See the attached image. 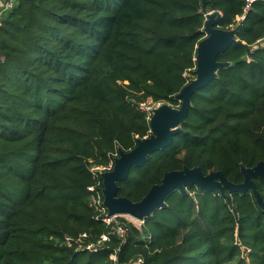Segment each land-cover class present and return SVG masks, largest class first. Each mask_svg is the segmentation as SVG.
Returning <instances> with one entry per match:
<instances>
[{"label":"trees","instance_id":"trees-1","mask_svg":"<svg viewBox=\"0 0 264 264\" xmlns=\"http://www.w3.org/2000/svg\"><path fill=\"white\" fill-rule=\"evenodd\" d=\"M208 12L237 40L191 95L164 148L119 182L141 200L168 171L221 170L234 183L264 161V0H18L0 26V264H264L253 189H173L140 226L92 252L109 227L90 205L91 167L151 135L148 101L181 105ZM245 14L243 20L239 17ZM264 202V180L251 176ZM103 186V180L98 179ZM116 254L117 260L111 255Z\"/></svg>","mask_w":264,"mask_h":264},{"label":"water","instance_id":"water-1","mask_svg":"<svg viewBox=\"0 0 264 264\" xmlns=\"http://www.w3.org/2000/svg\"><path fill=\"white\" fill-rule=\"evenodd\" d=\"M206 15L204 29L207 35L201 39L197 46L195 78L187 83L177 95L181 100L179 107L168 103L156 106L150 117L151 135L138 138L137 144L129 151L119 149V155L115 158L112 170L102 173L104 204L110 214L129 215L140 221L150 216L155 210L164 207L165 198L173 189L196 183L203 190L221 189L224 186L233 190L253 189L257 201L264 206L260 192L252 181V175H258L264 180V161L258 162L253 167H242L245 181L241 184L230 182L223 171H210L205 174L201 167H184L168 171L158 184H154L148 193L139 201H133L127 196H120L119 182L126 180L133 166L145 164L151 154L168 145L176 133L181 130L190 107L191 95L197 89L203 87L218 75V70L226 67L229 63L220 61L219 54L227 51L237 40L234 30L221 28L218 23L222 17L220 11L208 12L203 6Z\"/></svg>","mask_w":264,"mask_h":264},{"label":"built area","instance_id":"built-area-1","mask_svg":"<svg viewBox=\"0 0 264 264\" xmlns=\"http://www.w3.org/2000/svg\"><path fill=\"white\" fill-rule=\"evenodd\" d=\"M18 0H0V26L1 23L6 16V14L11 11L15 5L17 4ZM256 0H246L247 10L251 7L252 3ZM245 18V14L239 17V20H243ZM264 39V37H263ZM148 102L143 104H148ZM142 104V108L143 107ZM157 106L161 105V102L154 103ZM156 107V106H155ZM148 111H152L153 109H147ZM119 155V153H115L114 157L109 161L108 164L105 165H93L91 167V171L93 172L94 178L97 179L96 185L90 186L89 189L91 191L90 194V205L95 208L96 212L98 213V216L101 217L102 221L109 227L108 233H104L100 239L96 242H90L86 245H83V237L86 236V234H82V237H79L78 239L74 240L72 238H67V244L69 246H72L75 242H79V247L83 248L85 247L87 250H90L92 252H98L101 251L104 247V243L111 240L112 237H125L127 234L128 227L122 222V215L120 214H110L106 205L104 204V196H103V186L101 188H98V185L101 184V182L98 180L100 177L102 178V173L106 171H110L113 169L115 164V158ZM103 180V178H102ZM111 257L114 260H117L116 254H112ZM141 262V259H139L136 262L128 263V264H139Z\"/></svg>","mask_w":264,"mask_h":264},{"label":"rangeland","instance_id":"rangeland-1","mask_svg":"<svg viewBox=\"0 0 264 264\" xmlns=\"http://www.w3.org/2000/svg\"><path fill=\"white\" fill-rule=\"evenodd\" d=\"M18 2V1H17ZM155 106H157L156 104H154L151 100L149 101L148 104H143V107L144 108H147V109H154ZM153 111V110H152ZM123 218L127 219L128 221L130 222H133L134 224H136L137 226H140L142 224V221H140L139 219H136L134 217H131L129 215H125L123 216Z\"/></svg>","mask_w":264,"mask_h":264}]
</instances>
